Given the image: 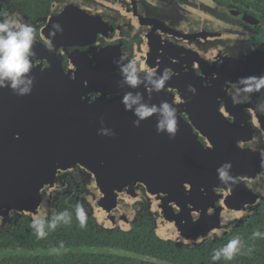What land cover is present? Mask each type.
Returning a JSON list of instances; mask_svg holds the SVG:
<instances>
[{
    "label": "flooded vegetation",
    "instance_id": "af4514ba",
    "mask_svg": "<svg viewBox=\"0 0 264 264\" xmlns=\"http://www.w3.org/2000/svg\"><path fill=\"white\" fill-rule=\"evenodd\" d=\"M4 11L19 13L25 22L34 25V64L60 65L72 78L79 72L82 76L78 81L90 90L51 102V110L66 114L68 122L61 140L66 148L64 164L57 173L56 186L47 182L40 189L36 187L29 210L41 206L40 194L56 191L53 205H49L51 212L45 218L67 210L71 221L59 223L56 228L81 229L83 252L102 254L107 259L121 255L141 262L164 263L129 246H93L89 242L92 238L97 241L102 236L120 234L131 242L149 238L153 232L178 248L208 246L206 255L214 251L216 243L234 238L238 228L245 231V238L257 230L264 233V112L256 109L257 103L264 100V89L251 93L247 102L232 101L243 87L237 83L240 77L264 76V0H0V12ZM53 23L63 29L54 38ZM49 39L51 51L45 43ZM103 51L113 52V56ZM125 53L129 59L136 58L141 68L172 72L162 92L150 93L145 88L141 93L146 102L159 104L167 100L178 109L175 139L156 133L155 117L145 119L139 127L132 125V113L121 104L125 90L119 88L115 76H97V83L87 86V67L104 64L115 68L114 59ZM189 84L195 87V95L187 91ZM9 94L1 91L0 98L6 99ZM6 104L0 100V238H6L8 245L0 249V260L17 257L22 242L31 238L40 241L41 251L36 249V253L54 250L49 229L45 228L44 239H38L31 227L35 215L18 212L23 210L16 207L17 198L6 196L17 185L19 189V169L23 167L19 147L39 143L38 135L23 134L21 119L10 114L19 104L9 110ZM102 127L115 135L98 134ZM93 145L97 146L95 156L87 150ZM152 145L162 147L161 161L183 160L191 165L189 172L180 177L179 166L172 170L175 177L163 174L160 192L153 198L150 163L156 158L152 157ZM7 146H11L9 154ZM170 147L179 150L166 158ZM26 158L33 163L38 160L36 154ZM225 162L231 163L235 178L230 185H222L217 179L216 169ZM34 168L35 164L31 170ZM170 178L173 181L168 187ZM179 178L187 180L181 184L182 189L189 188L191 195L178 194L175 180ZM230 195H241L240 208H233L241 213L240 219L217 238L187 244L154 232L156 223L163 219L162 205L168 202L171 207L164 210L166 213L177 211L174 201L170 202L173 197L179 203L190 201L188 206L195 208V216L214 224L230 218ZM77 205H82L85 212L83 227L76 216ZM216 208L221 210L217 216L222 217L217 222ZM115 223H129V229L112 228Z\"/></svg>",
    "mask_w": 264,
    "mask_h": 264
},
{
    "label": "water",
    "instance_id": "95a60500",
    "mask_svg": "<svg viewBox=\"0 0 264 264\" xmlns=\"http://www.w3.org/2000/svg\"><path fill=\"white\" fill-rule=\"evenodd\" d=\"M42 48V47H41ZM46 53V52H45ZM103 53L109 54L111 57L113 56V52L103 51ZM43 58V57H42ZM87 72L85 74L87 86H92L97 83V76H112L116 77L119 80L118 71L115 68H107L104 64L95 66V67H87ZM112 71L114 74H112ZM117 72V73H115ZM31 75L34 77V84L32 87V91L29 95L25 96H17L13 94L11 90L8 88H0V92L10 93L6 99L3 98L0 100L6 101V108L9 110L12 108V112L10 114L17 119H21V123L23 125V129L21 130L23 134L35 132V135H38V146H33L31 143L23 144V146L19 147L20 154L22 155V164L23 167L21 170V175L18 178L19 189L17 185V189L11 193L7 194V198L11 200L17 201L15 202L16 207L23 211L18 212H26L32 213V215H36L38 213L44 214L47 216L49 212H51V208L49 205H53V197L56 191L50 193V195L40 194L39 202L41 206L38 209L29 210L32 205L33 195H36V187L40 189L44 184L54 183V186L57 184L56 177L59 169H61L64 160V150L66 148L62 145L61 140L62 133L64 130V125L68 122L65 120L66 114L62 112L52 111L51 108L53 105L51 102H54L59 99V97L66 96L67 94L88 90L87 87L84 86L82 82L78 81L79 76L82 74L79 72H75L74 78L70 77V73L66 72L64 68L60 65L51 64L50 66H42L40 64H34L33 61V70ZM104 80V78H103ZM95 90V89H93ZM145 87L143 85L136 89L135 91L144 92ZM12 101V102H11ZM11 102L9 105L8 103ZM8 110H6L8 112ZM58 110V108H57ZM95 114H88L87 116H94ZM11 117V116H8ZM33 128V129H31ZM152 134L155 132L152 130ZM97 146L93 145L92 147H88L89 155H96ZM11 146H7V151L9 154V149ZM179 148H167L166 149V158H169L173 155L172 151ZM33 151V153H32ZM36 154L38 156V160L33 163L30 159L26 157H30ZM180 155V151L178 152ZM162 156V147L159 146L154 147L152 145V157L156 159L151 161L150 163V183H151V195L152 198L156 196V193L160 189L166 177H175L172 170L178 168L181 171L177 172V176L180 177L184 175L186 172H189V166H191L188 162L183 160H166L161 161ZM35 164V168L31 170V166ZM37 169V170H36ZM177 170V171H178ZM36 171V172H35ZM179 173V174H178ZM164 174V176H163ZM32 181H34V185L32 186ZM173 180L170 178L167 180L168 187H170V182ZM187 180H182L181 178L175 180V184L178 186V194L181 197H184L188 192L189 188H186V191L182 189V183H186ZM190 181V180H189ZM165 181V183H167ZM188 184V183H187ZM189 185V184H188ZM33 188L34 190H32ZM57 188V187H55ZM54 188V189H55ZM157 188V189H156ZM18 190V191H17ZM57 190V189H56ZM165 192V191H164ZM48 194V193H47ZM168 198H171L170 192H167ZM191 195V192H189ZM240 196L230 195L228 199L230 201L229 207L232 209L235 207L236 209L240 208ZM175 197L170 199L174 201V205L177 206V211H173L170 213H166L164 210H168L171 207L168 202L162 205L160 208L163 219H159L154 227V232L159 236L165 237L167 239H173L178 242H183L187 244H195L198 242H204L207 240H211L213 238H217L221 236L223 233L228 231L234 223H238L240 219L239 210H231V216L227 219V223H205V220L200 216H195L193 214V210L195 208H191L188 205H191L190 201L187 202H175ZM18 204L20 207H18ZM231 204V206H230ZM228 205V204H227ZM35 208V207H33ZM216 208L215 221L217 222L218 217L221 210ZM201 214V213H198ZM203 215V214H202ZM230 221V223H228ZM129 223H115L112 228L118 226L123 229H129Z\"/></svg>",
    "mask_w": 264,
    "mask_h": 264
},
{
    "label": "clouds",
    "instance_id": "9594fccd",
    "mask_svg": "<svg viewBox=\"0 0 264 264\" xmlns=\"http://www.w3.org/2000/svg\"><path fill=\"white\" fill-rule=\"evenodd\" d=\"M52 29V38L55 37L56 32L63 31L58 23H53ZM35 32L34 25L25 22L19 13L0 12V88H8L17 96L29 95L34 84V77L31 73L33 58L36 55L33 51L36 43ZM45 43L51 51L52 40L49 39ZM113 63L119 74L118 86L125 90L121 96V104L125 111L132 113L134 117L132 125L139 127L145 119L155 117L156 133L166 135L169 140L175 139L179 130L178 109L167 100H162L159 104L146 102L144 95L135 91L143 85L150 93L162 92L172 78V72L168 69L158 72L147 66L141 68L136 58L129 59L126 53L114 59ZM237 83L243 87L240 88L238 95L232 97L233 104L247 102L251 98V93L264 89V76L240 77ZM187 91L193 95L196 93L195 87L191 84L187 85ZM256 109L264 112V100L257 103ZM101 124H103L102 120ZM98 134L115 135L111 129L103 127L98 129ZM231 167L230 162H225L216 169L217 179L222 185L235 183V178L231 175ZM76 216L83 227L86 216L82 205L76 206ZM70 221L71 214L67 210L53 213L51 219H46L44 214L38 213L33 217L31 227L38 239H44L47 235L46 227L55 230L59 223ZM225 223H227V218H225ZM253 236L261 237L264 233L256 232ZM241 245L240 237L229 239L226 244L213 251L212 259L231 260L240 251Z\"/></svg>",
    "mask_w": 264,
    "mask_h": 264
},
{
    "label": "trees",
    "instance_id": "16d2710c",
    "mask_svg": "<svg viewBox=\"0 0 264 264\" xmlns=\"http://www.w3.org/2000/svg\"><path fill=\"white\" fill-rule=\"evenodd\" d=\"M258 232V230H257ZM256 232H253V234ZM49 234L53 238V251H47L42 254L36 253V249H40V241L35 242L33 238L22 242V250L19 251L15 258L0 260V264H160L153 260L143 261L140 259H128L124 256L117 255L112 259L105 258L102 254H85L83 251V232L79 228H56L49 229ZM234 237H240L242 245L240 251L231 260L221 258L213 260L212 253L204 255V251L208 246L202 248L177 247L172 243L157 238L151 232L149 238L134 241H126L125 238L118 234L112 235V238L99 237L97 241L92 238L89 242L91 245L119 246L121 249L133 248L135 251L145 252L152 257L164 260L163 264H264V243L261 242V237L248 236L245 238V231L241 228L236 229ZM264 238V237H263ZM228 239V238H227ZM45 242V241H44ZM228 240H222L214 245V250L226 244ZM46 243V242H45ZM8 245L7 239L0 238V249L2 250ZM62 245V246H61ZM84 249V250H83ZM92 249H87L91 251Z\"/></svg>",
    "mask_w": 264,
    "mask_h": 264
}]
</instances>
